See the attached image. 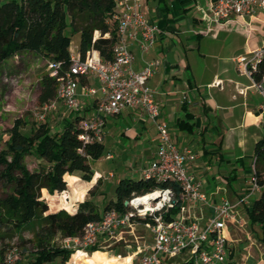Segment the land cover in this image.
I'll list each match as a JSON object with an SVG mask.
<instances>
[{"label":"crops","instance_id":"0c3cea01","mask_svg":"<svg viewBox=\"0 0 264 264\" xmlns=\"http://www.w3.org/2000/svg\"><path fill=\"white\" fill-rule=\"evenodd\" d=\"M9 1L1 0L2 3ZM214 2L139 0L142 13L158 28L157 40L147 52L141 50L138 42L130 41L136 72L152 62H159L148 85L161 108V120L168 123L179 148H189L196 155L190 171L202 182L209 203L186 204L180 216L186 221L197 219L203 229L214 215L213 206L221 198L237 203L242 196L251 193L255 147L264 138V98L254 87L253 79L237 63L238 57L250 56L264 46V14L255 11L246 16L233 15L228 21L215 25L212 22ZM99 37L100 33L95 32L94 39ZM79 44L80 34L74 33L71 44L74 57L79 56ZM86 80V87L97 90V94L80 95V114L91 121L98 115L103 95L95 76ZM104 120L106 152L99 160L106 159L114 165L98 168L92 165L95 175L90 182L78 177L81 181L78 186L86 189L81 202L91 199L101 212L107 201L115 200L116 178L119 181L144 179L143 171L155 159L158 148L156 126L143 110L126 108ZM99 181L98 189L91 196ZM68 190L72 197L70 185L63 193ZM262 190L261 187L260 193L254 194L251 203L260 197ZM98 195L102 196L100 205L96 201ZM81 202H74L76 208ZM246 208L237 209L242 225L227 221L224 235L228 239L229 258L233 259L230 264L239 256L241 246L247 244L235 243H239L242 236L251 240ZM153 244L151 229L140 222L133 228H123L114 238L102 239L98 252L109 258L130 257L129 264H140ZM109 247L110 251H102ZM188 256L189 253H183L171 264H182Z\"/></svg>","mask_w":264,"mask_h":264},{"label":"trees","instance_id":"16d2710c","mask_svg":"<svg viewBox=\"0 0 264 264\" xmlns=\"http://www.w3.org/2000/svg\"><path fill=\"white\" fill-rule=\"evenodd\" d=\"M116 13L114 0H11L6 3L0 0V66L17 56L34 54L48 63L60 64L59 76L66 75L72 65L74 33L80 34L81 60L89 52L97 51L104 61L110 62L119 40ZM95 32L100 33L96 40ZM58 77L48 72L40 80L38 108L44 120L28 116L15 121L6 132V148L0 151V181L7 189L0 197V243L18 237L21 245L18 264H67L76 250L59 242L82 237L87 225L99 221L107 211L127 213L130 208L125 202L135 197L172 188L177 202L165 213L167 221L176 217L183 207L177 183L145 178L120 180L115 200L105 203L104 212L91 199L81 202L86 189L78 186L80 179L87 182L93 179L92 164L103 158L106 148L103 141L80 139L86 133L81 127L84 117L80 113L69 111L56 118L48 113L56 108L44 111L46 105L56 100ZM254 78L258 82L264 79V60ZM80 83L87 86L86 78H80ZM28 158L36 160L34 170L29 168ZM255 174L263 190L246 208V216L253 238L264 247V138L255 147ZM99 183L90 192L91 196ZM68 185L73 188L72 197L63 193ZM61 193V197L54 196ZM45 196L49 197V203ZM74 202L81 203L76 208ZM51 203L63 210L51 212ZM27 232L32 238H25ZM98 251L97 246L86 252L79 250L72 262L124 264L129 261V258H109Z\"/></svg>","mask_w":264,"mask_h":264},{"label":"built area","instance_id":"2783aa9c","mask_svg":"<svg viewBox=\"0 0 264 264\" xmlns=\"http://www.w3.org/2000/svg\"><path fill=\"white\" fill-rule=\"evenodd\" d=\"M118 22L119 40L114 46V58L104 61L96 51L89 52L85 60L79 56L72 57L70 71L59 76L60 64L48 63L49 73L58 77L59 85L56 100L44 107V111L55 109L58 103L63 104L70 112L80 113V95L96 96L97 90L83 86L80 78L95 76L100 84L103 98L98 107V115L94 120L84 119L81 127L86 132L80 136L85 142L103 141V131L106 116H114L126 108H139L154 122L158 133V148L155 159L144 169L145 179H154L159 183L175 182L181 188L179 200L185 210L186 204H208L209 198L203 191V184L190 171V166L196 160L195 153L185 148L181 150L174 142L168 123L161 120V108L155 101L148 81L154 75L159 62H152L142 71L133 69L134 57L130 51V41L138 42L141 50L147 52L157 40L158 28L142 13L139 0H114ZM255 11L264 14V0H215L212 8V22L220 25L231 16L251 15ZM264 60V46L254 50L250 56H240L237 63L254 82V87L264 98L263 80L256 81L254 74L259 64ZM41 118H43L41 116ZM251 193L242 196L237 203L227 198H221L213 206L214 215L203 229L196 220L186 221L180 213L167 221L165 213L177 202L172 188H163L153 193L157 199H150L139 204L134 203L140 198L127 201L130 211L118 213L107 211L97 222L87 225L82 237L66 239L77 251H86L99 247L104 238H114L123 228H133L145 221L154 235L153 246L145 252L140 264H171L183 253H189L182 264H230L228 239L224 235L227 221L242 225L237 209L248 207L254 194L260 193L256 174L251 177ZM152 194V193H150ZM11 257H9V262ZM8 262V261H7Z\"/></svg>","mask_w":264,"mask_h":264},{"label":"rangeland","instance_id":"374dc122","mask_svg":"<svg viewBox=\"0 0 264 264\" xmlns=\"http://www.w3.org/2000/svg\"><path fill=\"white\" fill-rule=\"evenodd\" d=\"M48 72V62L34 54L17 56L0 66V151L6 148V132L13 127L15 121L28 116H35L41 121L44 120L41 118L42 115L38 108V98L40 94L41 77ZM48 113L59 118L62 117V115L69 113V110H67L63 104L58 103L56 109L49 111ZM27 162L31 170L36 168V160L28 158ZM106 164L114 165L112 162L108 163L106 159L97 160L92 165L95 168H98L106 166ZM116 181L119 182L118 177L116 178ZM5 192H7L6 186L0 181V197H3ZM67 194L70 196L71 190H68ZM54 196H57L56 198H58L61 197L62 194H55ZM109 199L110 194L107 196V200ZM52 200H50V202ZM101 200L102 196L98 195L96 201L99 205L101 204ZM46 201L49 203V197H46ZM59 210L63 209L56 204L51 203V212ZM25 238H32V235L27 232L25 233ZM59 243L63 247L76 250L71 243L69 244L65 241ZM243 243L247 244L243 247ZM235 244L243 245L241 246V250L239 249V256L234 257L235 260L232 261L231 264H264V248L256 242L253 236H251V240H245L242 236L239 243ZM110 250V247L102 249V251ZM76 252L77 250L75 253ZM73 255L67 264H73ZM9 257H11L10 262ZM20 258L21 245L18 237H15L13 240L7 239L3 243H0V264L2 262H5V264H18ZM127 258H129V261L124 264H129L131 262V258ZM180 263L181 262H178L177 264ZM134 264L137 263L135 262Z\"/></svg>","mask_w":264,"mask_h":264},{"label":"bare ground","instance_id":"6f19581e","mask_svg":"<svg viewBox=\"0 0 264 264\" xmlns=\"http://www.w3.org/2000/svg\"><path fill=\"white\" fill-rule=\"evenodd\" d=\"M157 197H158V195L156 193H152V194H149L147 197L138 199L134 203H137V202H145L146 200L154 199V198H157Z\"/></svg>","mask_w":264,"mask_h":264},{"label":"water","instance_id":"95a60500","mask_svg":"<svg viewBox=\"0 0 264 264\" xmlns=\"http://www.w3.org/2000/svg\"><path fill=\"white\" fill-rule=\"evenodd\" d=\"M155 199H157V198H154V200H155ZM139 204H143V202H139ZM125 205L128 206L129 203L126 201V202H125Z\"/></svg>","mask_w":264,"mask_h":264}]
</instances>
